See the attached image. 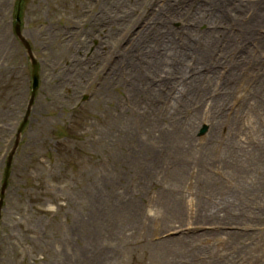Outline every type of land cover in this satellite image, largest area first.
<instances>
[{"label": "rangeland", "instance_id": "obj_1", "mask_svg": "<svg viewBox=\"0 0 264 264\" xmlns=\"http://www.w3.org/2000/svg\"><path fill=\"white\" fill-rule=\"evenodd\" d=\"M160 2L24 0L39 87L0 264H264V0ZM14 10L0 0V184L30 90ZM159 24L170 46L153 70L140 49ZM191 76L208 87L189 91Z\"/></svg>", "mask_w": 264, "mask_h": 264}, {"label": "bare ground", "instance_id": "obj_2", "mask_svg": "<svg viewBox=\"0 0 264 264\" xmlns=\"http://www.w3.org/2000/svg\"><path fill=\"white\" fill-rule=\"evenodd\" d=\"M204 16H205V14L203 15V17ZM158 29H159V32H158V34L155 35V39H157L158 42L156 40V45H149L148 47L146 46V49L144 50L145 54L147 52V54L150 56L149 58H145V61L147 62L148 67H150L153 70H157L158 69L159 64L162 63V61L165 59V57H161V56L165 52L168 51V48L170 46V44L166 41V39H164V36L166 35L167 30L161 29L159 27H158ZM187 29L190 30L191 28H187ZM220 32L223 33V31H220ZM140 33H143V32H140ZM147 35H148L149 38H154V36H153L154 34H153L152 30H148V34ZM150 46H151V48H150ZM190 47H191V45H190ZM156 48H157V50H156ZM201 51H203V50H201ZM204 51H206V49H204ZM152 55H156V56L155 57H151ZM188 57H189V52H183L181 54L180 59L174 57L175 59L173 58L172 60H173V62L176 61V64H175L174 67L172 65H169L170 74L171 73L174 74V73L185 71L186 69L184 68V66L188 62V59H187ZM224 58L225 57L223 55L222 59H224ZM132 59L134 60V58H132ZM168 61L171 62V59L168 60ZM205 61H207L206 60V55L202 54L201 52H199V55L197 56V60H195L194 63L195 64H199V63L205 62ZM212 61L213 62L215 61V63H214L215 65L220 64V63L216 62V59H214ZM134 66L135 67L137 66V68H138V64L135 63ZM142 66H144V62H142ZM199 73L200 72H195V75H198ZM137 76H138V73L134 76L135 83H134L133 86H131V89H134V87H136V86H140L139 82L136 81ZM202 76H203V73H202L201 77ZM206 77L210 81L209 74H207ZM190 78L191 79L188 81V83L186 85V87L189 88V91L192 92V90H202V89H206L208 87L207 81L205 83L203 81H202L203 83H200L198 81L197 76H191ZM151 91H153V89L150 88V87H148L146 89V92H148V93L151 92ZM140 93H142V90H140ZM219 101H221V99H219L218 97H215V99H213V101H212V105L217 106Z\"/></svg>", "mask_w": 264, "mask_h": 264}, {"label": "water", "instance_id": "obj_3", "mask_svg": "<svg viewBox=\"0 0 264 264\" xmlns=\"http://www.w3.org/2000/svg\"><path fill=\"white\" fill-rule=\"evenodd\" d=\"M17 28V31H18V27ZM36 77H37V73H36V63L33 61V79H34V83H33V91L36 87ZM9 164H10V160H8L7 162V168H6V172H5V179L7 178V175H8V167H9Z\"/></svg>", "mask_w": 264, "mask_h": 264}]
</instances>
